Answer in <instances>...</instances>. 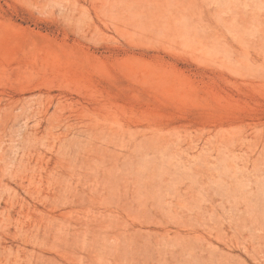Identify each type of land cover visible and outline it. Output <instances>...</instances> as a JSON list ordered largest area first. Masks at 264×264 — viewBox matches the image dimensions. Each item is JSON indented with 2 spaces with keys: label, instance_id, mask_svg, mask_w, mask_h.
I'll return each instance as SVG.
<instances>
[{
  "label": "rangeland",
  "instance_id": "1",
  "mask_svg": "<svg viewBox=\"0 0 264 264\" xmlns=\"http://www.w3.org/2000/svg\"><path fill=\"white\" fill-rule=\"evenodd\" d=\"M0 264H264V0H0Z\"/></svg>",
  "mask_w": 264,
  "mask_h": 264
}]
</instances>
